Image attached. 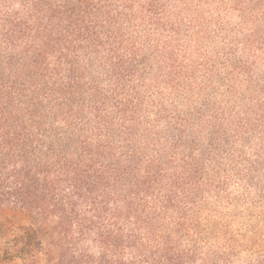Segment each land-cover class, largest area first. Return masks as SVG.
I'll return each mask as SVG.
<instances>
[{
	"label": "trees",
	"instance_id": "1",
	"mask_svg": "<svg viewBox=\"0 0 264 264\" xmlns=\"http://www.w3.org/2000/svg\"><path fill=\"white\" fill-rule=\"evenodd\" d=\"M263 170L264 0H0V264H264Z\"/></svg>",
	"mask_w": 264,
	"mask_h": 264
},
{
	"label": "rangeland",
	"instance_id": "2",
	"mask_svg": "<svg viewBox=\"0 0 264 264\" xmlns=\"http://www.w3.org/2000/svg\"><path fill=\"white\" fill-rule=\"evenodd\" d=\"M260 178L263 181H256V183L259 186L253 187V189L250 191L249 201L248 200L246 201L245 198H242V199H240L242 201L240 205L226 204L228 202H226L225 204H222L221 206H218V207H216L217 205H214V206H212V212L217 213L216 211H218V214L224 213L227 216V218H226L227 222L233 218L234 214H238L237 216H239V218H237V219H236V217L233 218V221L235 220L234 225L236 227V229H235L236 231H247L250 229V225H253V224H255L256 227H264V219H263L264 218V200L262 199L263 193L261 190L264 186V170L261 173ZM230 182H231V184H230L229 190L235 196L240 197V195L244 192V189H245L242 187L241 184L247 183L249 181H246V182L240 181L241 184L239 181H230ZM251 201H253L254 203L255 202L258 203V207L252 208L250 206ZM250 213H254V215L259 214L261 219L253 218V215H251ZM226 224L228 225V223H226Z\"/></svg>",
	"mask_w": 264,
	"mask_h": 264
}]
</instances>
